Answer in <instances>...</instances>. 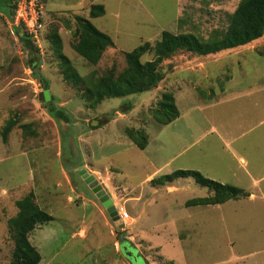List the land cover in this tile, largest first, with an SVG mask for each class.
Wrapping results in <instances>:
<instances>
[{"label":"rangeland","instance_id":"obj_1","mask_svg":"<svg viewBox=\"0 0 264 264\" xmlns=\"http://www.w3.org/2000/svg\"><path fill=\"white\" fill-rule=\"evenodd\" d=\"M10 3L0 11V195L2 189L15 188V201L33 191L38 204L55 217L30 235L42 255L40 264H264L260 199L252 204L231 202L223 210L188 207L186 200L209 195L193 178L185 192L153 191L146 178L162 165L164 151L157 137L147 151L139 149L126 131L134 127L156 136L163 124L155 112L164 93L173 94L183 107L187 96L201 95L209 103L230 91L248 89L256 82L251 72H264V36L215 55L180 51L161 65L164 78L156 88L95 106L80 88L83 84L74 86L64 78L61 58L50 40L58 31L61 52L79 75L100 77L110 70L118 74L127 67V52L145 42L154 46L165 30L194 32L206 39L215 29L225 30L239 0H44L39 73L28 66L26 50L9 23ZM94 4H103L105 14L91 19ZM79 16L90 18L115 43L97 65L74 49ZM153 58L150 52L142 61ZM229 77L233 81L228 82ZM45 90L50 91V101L41 98ZM218 110L207 112L217 118ZM9 120L16 125L4 141L1 132ZM177 165L173 162L157 176ZM82 169L99 180L113 204L119 196L114 205L129 219L116 220L108 212ZM140 194L141 200L135 201ZM17 212L13 203L5 206V213L0 208V264L12 259L15 242L8 220ZM207 212L232 217L205 221ZM201 225L202 234L192 231L185 237L186 228Z\"/></svg>","mask_w":264,"mask_h":264},{"label":"trees","instance_id":"obj_2","mask_svg":"<svg viewBox=\"0 0 264 264\" xmlns=\"http://www.w3.org/2000/svg\"><path fill=\"white\" fill-rule=\"evenodd\" d=\"M11 1H14V3H10ZM16 1L0 0V11L3 10L2 6L10 3L9 7L12 8L13 16ZM42 1L44 2V0ZM104 14L105 6L94 4L91 7L89 16L93 19ZM90 18L77 17L79 30L77 31L78 40L74 44V49L89 63L97 65L106 49L113 47L115 43L111 36L98 29ZM16 36L26 50L29 58L28 66L33 72L39 73L40 50L28 36L22 35L18 29L16 30ZM263 36L264 0H239L235 11L229 16V24L225 30L215 29L207 39L194 32L173 33L165 30L154 46L150 42H145L127 52V67L122 72L116 74L113 70H110L106 75L91 76L90 78L79 75L73 68L69 58L61 52L63 42L58 31L50 34V40L61 58L64 78L74 86L80 87L83 84L80 88H84V95L90 100L91 105L95 106L105 99L126 97L156 88L164 78L161 65L166 59L173 57L180 51L200 56L215 55L224 50L246 46ZM150 52H153L154 58L143 62L142 57ZM41 81L44 88L49 89L48 81L43 78ZM60 115L65 118L64 113H60ZM155 115L163 125L172 123L180 116L173 94H163ZM15 125L14 120H9L3 127L1 134L4 141L7 140ZM23 127L27 126L24 125ZM126 131L139 149L144 150L147 147L149 143L147 130L128 127ZM189 177L193 178L199 185L208 188L210 194L207 197L188 200L187 206L221 204L231 199L249 196V193L244 189L206 177L198 170L178 169L153 178L150 183L153 186L166 185L176 179ZM16 206L18 212L8 220L15 242L12 259L8 264H40L42 255L31 242L30 235L38 226L53 221L55 217L38 204L33 191L17 200Z\"/></svg>","mask_w":264,"mask_h":264},{"label":"crops","instance_id":"obj_3","mask_svg":"<svg viewBox=\"0 0 264 264\" xmlns=\"http://www.w3.org/2000/svg\"><path fill=\"white\" fill-rule=\"evenodd\" d=\"M250 76L254 77L256 82L253 85L249 84L248 89H242L237 93L230 91L225 97L209 103L201 99L199 97L201 95L187 96L182 107L175 98L180 116L172 123L161 126L159 133L153 138L149 134V143L144 150L147 151L157 137L164 156L161 160L162 165L150 173L146 181L150 183L153 178L159 177L157 174H160V171L173 162H178L177 166L169 168L167 174L178 169L198 170L206 177L244 189L249 193V196L231 199L221 204L196 206H205L208 208L207 211H212L223 210L229 203L235 201L241 205L243 201L252 204L260 199L264 203V72H251ZM233 78L229 77L227 81H233ZM200 102L206 105H201ZM209 108H219L217 118L212 112H207ZM232 109L236 110L231 111ZM224 119L225 123H222ZM189 178H179L166 185L153 186L150 183L149 187L155 192L163 189L170 195L177 194L191 187ZM14 189H2L0 195L2 213H5L6 205L11 206L13 203L16 206V201L20 199L16 198L13 201ZM118 198V195L114 198L115 205ZM134 199L140 201L141 194ZM188 200L185 201V205ZM229 215L227 213L213 215L207 212L203 219L224 222L232 217ZM204 229L205 226L202 225L186 228L185 237L190 236L192 231L194 234H202V231L198 230Z\"/></svg>","mask_w":264,"mask_h":264},{"label":"built area","instance_id":"obj_4","mask_svg":"<svg viewBox=\"0 0 264 264\" xmlns=\"http://www.w3.org/2000/svg\"><path fill=\"white\" fill-rule=\"evenodd\" d=\"M44 16L45 4L42 0H17L15 13L9 22L15 33L18 29L22 35L28 36L40 52L42 50ZM120 217L130 218L126 211H121Z\"/></svg>","mask_w":264,"mask_h":264},{"label":"water","instance_id":"obj_5","mask_svg":"<svg viewBox=\"0 0 264 264\" xmlns=\"http://www.w3.org/2000/svg\"><path fill=\"white\" fill-rule=\"evenodd\" d=\"M41 98L45 101L51 100V95L49 90H45L41 94ZM80 173L83 175V178L85 179L86 183L89 185V187L95 192L96 196L99 198V200L103 203V205L107 208L108 212L117 220L119 219L118 211L116 210V206L113 204L112 199L107 194L106 190L102 187L99 180L95 178V176L90 175L87 173L85 169L80 170ZM119 242L122 245V249L127 252V255H130V252L128 250V246L123 241V238L119 237Z\"/></svg>","mask_w":264,"mask_h":264},{"label":"clouds","instance_id":"obj_6","mask_svg":"<svg viewBox=\"0 0 264 264\" xmlns=\"http://www.w3.org/2000/svg\"><path fill=\"white\" fill-rule=\"evenodd\" d=\"M116 210H117V208H116ZM118 211V210H117ZM118 216L120 217V211H118Z\"/></svg>","mask_w":264,"mask_h":264},{"label":"bare ground","instance_id":"obj_7","mask_svg":"<svg viewBox=\"0 0 264 264\" xmlns=\"http://www.w3.org/2000/svg\"><path fill=\"white\" fill-rule=\"evenodd\" d=\"M236 202V201H235Z\"/></svg>","mask_w":264,"mask_h":264},{"label":"flooded vegetation","instance_id":"obj_8","mask_svg":"<svg viewBox=\"0 0 264 264\" xmlns=\"http://www.w3.org/2000/svg\"><path fill=\"white\" fill-rule=\"evenodd\" d=\"M120 237V236H119Z\"/></svg>","mask_w":264,"mask_h":264}]
</instances>
